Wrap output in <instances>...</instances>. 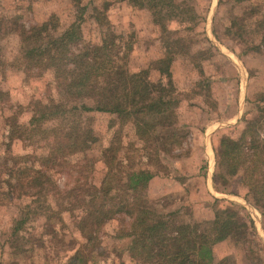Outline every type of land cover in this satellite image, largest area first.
Listing matches in <instances>:
<instances>
[{
    "label": "rangeland",
    "instance_id": "rangeland-1",
    "mask_svg": "<svg viewBox=\"0 0 264 264\" xmlns=\"http://www.w3.org/2000/svg\"><path fill=\"white\" fill-rule=\"evenodd\" d=\"M107 1L112 2L106 12L112 31L132 48L128 51L127 68L131 72L146 70L150 82L167 88L166 78L157 72L160 67L157 62L166 54L164 39L160 29L153 25L151 14L132 9L126 2ZM177 1L186 2L182 7H192L199 18L192 19L187 12L186 21L167 25L170 38L181 42L179 49L173 48L176 51L170 68L173 93L168 97L177 101V105L172 110L174 115L163 123L172 124L168 128L153 121L158 124V134L150 142L152 146L144 149L132 125L127 124L130 121L123 123L122 119L108 114H87L81 119L96 142L79 146L69 156L56 155L50 164L51 172L55 171L53 179L59 190L69 189L82 174L90 180L89 184L97 187L105 173L108 175L107 171L112 170L110 176L115 185L110 196L116 195L118 200L134 194L123 189L128 176L134 171H149L153 178L140 189L141 202L154 213V218L166 217L182 226L199 224V230L208 233L211 224L207 222L214 213L222 209L229 213L236 211V217L229 219L228 214H222V220L239 224L250 218L256 234L251 238L250 251L264 258L260 248L264 246L263 218L246 195L240 177L223 171L221 180L213 179L215 149L220 139L237 141L247 122L258 119L256 104L264 97V33L258 31L257 22L264 20V0ZM102 2L84 0L82 3L87 7L81 25L86 43H101L103 29L89 15L93 7L102 9ZM52 15L59 25L53 33L57 36L74 20L71 0H0V20L8 23L18 16V24L25 29L48 21ZM18 35L17 31L0 41V166L3 161L8 166L13 161L36 164L37 157L46 156L49 151L47 142L39 137L29 140L25 128L29 127L34 102L41 98L45 102L43 98L47 96L54 98L56 91L46 86L44 79L26 77L21 63L14 62L21 54ZM11 131L12 140H9ZM118 131L120 137L116 141L114 135ZM168 132L174 133L175 145L164 144L169 141L166 140L171 135ZM106 153L114 158L108 162V168L103 161ZM7 178V175L0 178V190L4 192L8 188L3 180ZM57 201L51 210L56 219L46 225L44 217L32 215L14 237L13 223L19 219L25 201L3 197L0 193V264H64V256L71 254L82 240L74 228L78 209L69 211L67 199ZM115 218L107 221L100 231L103 255L94 254L88 264H139L126 252L130 239L117 237V225L120 228L122 225ZM228 241L214 246L215 256L229 258L230 264H248L246 245L234 238Z\"/></svg>",
    "mask_w": 264,
    "mask_h": 264
},
{
    "label": "trees",
    "instance_id": "trees-1",
    "mask_svg": "<svg viewBox=\"0 0 264 264\" xmlns=\"http://www.w3.org/2000/svg\"><path fill=\"white\" fill-rule=\"evenodd\" d=\"M83 1L71 0L74 20L57 36L54 34L59 25L53 15L48 21L29 29L18 24V16L8 23L0 20V41L5 35L19 32L21 54L14 62L21 63L25 76L44 79L46 86L56 91L54 98L47 96L43 98L45 102L42 98L34 102L29 127L25 128L29 140L37 136L47 142V155L37 157L36 164L13 161V165L8 166L3 161L0 166V178L8 177L3 180L8 190H0V193L3 197L13 196V199L25 201L19 219L13 223L12 235L17 237L32 215L42 216L46 225L50 224L56 219L51 211L53 203H57L58 199H67L69 211L78 209V215L74 216V228L82 241L70 249L71 254L64 256V264H88L94 254L102 256L101 228L116 216L122 225V228L117 225V237L130 239L126 252L139 264H230L229 258L219 259L214 253L216 244L229 242L230 238L246 245L245 259L248 264H264L260 253L250 251L251 238L256 237L252 220L247 218L239 224L238 221L222 220V214H228L232 219L237 216L236 211L229 213L222 209L214 213L207 222L211 224L208 233L201 232L199 224L182 226L173 220H166V217L154 218V213L141 202L143 194L140 189L145 188L153 178L149 171H134L128 176L123 189L125 193L134 194L118 200L116 195L110 196L115 185L110 176L112 170L107 171L108 175L105 173L97 187L89 184L90 180L80 174L71 188L58 189L53 179L55 171L51 172L53 168L50 165L54 157L72 155L79 146L82 148L90 141L96 142L81 119L87 114H108L122 119L123 123L130 121L127 124L132 125L136 138L144 144L143 148L152 146L150 142L158 134L156 126L168 121L177 105V101L168 97L173 93L170 72L176 52L173 48L179 49L181 42L170 38L169 32L166 33L167 25L186 21L187 12L191 13L192 19L199 18L192 7H182L186 2L177 0H117L126 2L132 9L148 11L153 25L160 29L166 54L158 60L160 67H157V72L166 78L168 87L165 88L162 84L150 82L146 70L131 72L127 68L126 59L131 45L112 31L106 18L112 2L103 0L102 9L93 7L89 15L103 29L101 43L84 41L81 25L85 21L83 16L87 7L82 4ZM257 28L264 33V20L257 22ZM262 36L264 42V34ZM253 49L259 52L258 47ZM263 103L264 97L256 104L258 119L247 122L237 141L220 139L215 149L216 172L213 179L215 182L221 180L223 171L233 177L239 176L246 195L260 211L264 226V105H260ZM153 121H158V124ZM171 124L163 125L169 128ZM13 130L15 132L16 129ZM11 133L9 140H12ZM168 133H171L166 139L169 141L164 144L175 145L177 142L172 141L174 133ZM119 137L118 131L114 138L118 141ZM113 160L112 155L104 154L105 167L107 165L108 168V162ZM13 179L15 183H12ZM51 228L52 225L50 231ZM260 248L264 252V246Z\"/></svg>",
    "mask_w": 264,
    "mask_h": 264
}]
</instances>
